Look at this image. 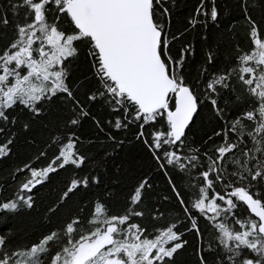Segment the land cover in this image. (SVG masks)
<instances>
[{"label": "snow or ice", "instance_id": "6c2138e0", "mask_svg": "<svg viewBox=\"0 0 264 264\" xmlns=\"http://www.w3.org/2000/svg\"><path fill=\"white\" fill-rule=\"evenodd\" d=\"M0 221V264H264V0H0Z\"/></svg>", "mask_w": 264, "mask_h": 264}, {"label": "trees", "instance_id": "16d2710c", "mask_svg": "<svg viewBox=\"0 0 264 264\" xmlns=\"http://www.w3.org/2000/svg\"><path fill=\"white\" fill-rule=\"evenodd\" d=\"M241 29H238L240 31ZM21 152H23V148L20 149ZM129 154L132 155L135 153L134 148H130L128 150ZM119 162V161H117ZM67 175V173H60L58 177L53 178V181L50 185H45L44 189H38L39 193V201L41 205V209L44 204H46L49 200H52L55 198V196L58 193L60 185L63 183L64 177ZM162 183V181H161ZM5 223L4 221H0V225ZM6 230V229H5Z\"/></svg>", "mask_w": 264, "mask_h": 264}]
</instances>
